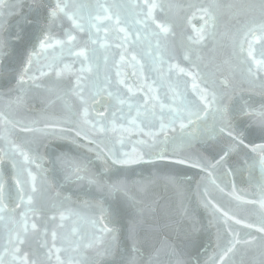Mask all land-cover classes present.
<instances>
[{
  "label": "snow or ice",
  "instance_id": "6c2138e0",
  "mask_svg": "<svg viewBox=\"0 0 264 264\" xmlns=\"http://www.w3.org/2000/svg\"><path fill=\"white\" fill-rule=\"evenodd\" d=\"M142 164L202 174L206 260L187 209L141 235ZM0 264H264V0H0Z\"/></svg>",
  "mask_w": 264,
  "mask_h": 264
},
{
  "label": "water",
  "instance_id": "95a60500",
  "mask_svg": "<svg viewBox=\"0 0 264 264\" xmlns=\"http://www.w3.org/2000/svg\"><path fill=\"white\" fill-rule=\"evenodd\" d=\"M11 2V0H10ZM24 15L30 19L35 18L34 13H30L28 8L25 7ZM10 21V31L15 32L18 30L17 17L14 13L8 17ZM20 26L23 28L24 33H31L34 29V25L21 21ZM13 42L17 44L14 58H18L22 48V43H17L14 38ZM256 139V142H260L258 137H250ZM211 152L212 150L209 149ZM99 165H97L98 167ZM175 175L178 178H185L192 176L193 180L186 183L183 188L177 189L176 187L168 184L165 181V176ZM200 173L197 170L188 169L183 166H169L161 164L158 167L152 165H134L129 169L114 172L111 179H124L128 181V195L139 199H142L145 204H150L155 211L147 216L146 224L144 225L145 231L141 232V235H146L147 229L152 225H163L166 223H173L175 220L180 219L179 211L181 209H187L189 213H194L195 218L199 222L202 228L200 233V243L203 247L200 249L201 259L206 260L214 251V228L208 227L209 216L207 212L200 206V196L196 189V181L200 178ZM152 180L153 183L148 185L147 191H140L135 182ZM227 180V178H225ZM237 184H243L240 177H237ZM83 192H87L88 189H82ZM202 192V188H201ZM219 199V194H215ZM106 207H110L113 215L118 219V227H120V242L121 245L127 248H131L132 242L127 238V223L130 218V210L127 205L126 198L120 194L110 199ZM163 232L172 236V233L168 229H163ZM204 249H207L205 252Z\"/></svg>",
  "mask_w": 264,
  "mask_h": 264
}]
</instances>
